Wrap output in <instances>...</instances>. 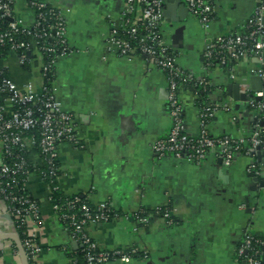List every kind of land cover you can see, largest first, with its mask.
Instances as JSON below:
<instances>
[{
	"label": "crops",
	"instance_id": "0c3cea01",
	"mask_svg": "<svg viewBox=\"0 0 264 264\" xmlns=\"http://www.w3.org/2000/svg\"><path fill=\"white\" fill-rule=\"evenodd\" d=\"M28 1L13 0L12 18L30 28L34 13ZM36 1L52 5L64 19L70 52L56 60L52 86L82 144L81 148L66 142L58 145L57 188L64 197L83 195L92 206L107 204L112 209L111 220L85 229L98 248L108 252L136 248L147 254L145 259L107 264H246L237 253L245 234L264 238V156L259 161L257 155L237 152L227 167L220 148L197 163L157 157L153 145L170 129L167 81L143 56H122L112 47L111 36L125 24L124 0ZM256 1L215 0V17L203 29L183 2L165 0L163 38L181 69L212 86L210 102L235 106L228 87L238 85L248 96L251 70H264V62L253 58L237 61L231 69H205L202 57L209 40L243 31ZM30 55L34 61L28 68L16 53L0 57V72L18 89L24 91L31 84L39 94L44 82L41 59L37 52ZM179 100L185 128L197 136L201 129L195 91L182 88ZM235 114L237 121L234 114L218 111L209 134L248 140L255 112L239 102ZM38 160L31 156L33 163ZM252 162L257 168L250 170ZM26 189L40 215L38 222H27L28 233L41 249L36 263L71 264L79 245L56 216L46 182L31 174ZM169 202L177 222L173 225L150 216V222L140 227L132 219L140 209L154 210ZM0 223L4 232L14 229L2 202ZM260 260L264 263V253ZM0 264H24L12 239H0Z\"/></svg>",
	"mask_w": 264,
	"mask_h": 264
},
{
	"label": "built area",
	"instance_id": "2783aa9c",
	"mask_svg": "<svg viewBox=\"0 0 264 264\" xmlns=\"http://www.w3.org/2000/svg\"><path fill=\"white\" fill-rule=\"evenodd\" d=\"M0 13L1 17H10L8 5L13 0H1ZM188 9L189 14L195 18L203 29H208L215 17V0H180ZM164 4L165 0H124V9L122 17L124 19V27L120 32H115L110 39L112 47L122 56L141 55L146 58L154 67L164 73L167 81L166 106L168 109V117L170 120V129L168 133L158 139L153 145V152L157 157L170 155L178 160H188L193 162H201L212 150L220 148V158L224 166H230L235 154L249 142V147L245 153L246 156L254 157L257 148L264 150L261 145L263 140L259 130V117L264 114V95L260 93H249L246 101L248 109L255 112V118L252 122V133L248 140L232 139L231 137H222L216 139L211 136L208 131L210 122L220 110L234 114L233 120L237 121L238 116L235 114V106L231 103L222 105L205 106L199 108V125L200 133L197 136H191L184 125L183 111L179 100V92L184 88L193 77L181 69L176 62V53L166 44L162 35V25L164 23ZM29 6H37L42 8L45 3L31 0ZM31 9V8H30ZM32 10V9H31ZM33 11V10H32ZM34 13V11H33ZM41 15L37 16L40 19ZM59 18L63 22L50 26L52 33L35 34L30 42H13L12 37L8 33H0V45L12 42L11 50L13 53H22L19 56V62L34 61L31 53L38 52L37 38L45 36L53 40L55 45L58 41L64 45L60 54L55 56L49 66H54L56 60L60 57L68 55L70 49L66 44L64 19L59 11ZM34 13V23L30 28L24 27L21 21L13 20L9 25V30L13 33L19 31H27L35 29L39 22ZM252 27L250 31L247 29ZM139 30L143 34L137 36ZM128 37H137L135 44H131L122 35ZM52 42V41H51ZM46 52H52L53 47L44 48ZM217 57L219 61L217 67L221 69H231L229 63L232 61H240L245 58H253L259 64L264 62V0H257L252 15L244 29L240 33L230 34L225 37L211 39L203 49V63L205 69L212 67L211 59ZM41 59V70L43 78L49 68ZM32 59V60H31ZM253 76L261 77L264 83V70L252 69ZM0 178L10 176L8 182L2 185L0 183V195L4 200L10 202L17 201L18 204L25 206L22 209L14 210L6 207L9 216L14 215L21 218L26 224L29 220L38 222L40 220L38 204L34 199H29L30 194L26 189V180L33 174L26 167L27 163L20 152L28 153L36 147L40 149L41 154L45 157L47 163L52 166L53 160L57 159V147L60 143L66 142L73 147L81 148L82 144L78 140L71 116L63 109L61 103L56 98L55 90L48 88V84L43 82L41 92L36 94L33 86L28 84L26 90L22 91L9 79H6L0 72ZM233 79V75L230 74ZM200 85H208L207 81L199 82ZM257 98H260L257 100ZM17 151V155L14 152ZM14 157V160L12 159ZM10 159V160H9ZM36 165V164H34ZM250 170L257 168L255 163H251ZM54 171V170H53ZM54 175V174H52ZM19 177V178H18ZM44 177H41L42 180ZM21 184V186H19ZM19 186L21 196L17 199L12 196L8 188H16ZM48 195L52 188L47 184ZM57 187H53L56 189ZM76 202L79 198L75 199ZM53 210L59 214L58 206H52ZM71 209V207H69ZM83 212L82 219H77L75 214L59 215V220H68L66 224L67 232L71 239L79 246H86L87 249H95L99 253L94 258L87 255L90 262L96 261L99 264H107L111 261L119 260L128 263L130 260L126 251L108 252L101 250L87 236L86 227L95 223L108 222L114 216V212L107 204L95 207L93 213L90 212L89 206L83 204L81 206ZM172 210H168L159 218L166 225L175 224L170 218ZM132 219L136 223H148V217ZM1 226V223H0ZM14 234L15 230L4 232L0 229V235ZM253 234L247 232L240 246L237 248L238 256L245 255L244 262L246 264H264L260 260V255L253 252L251 246ZM25 253L26 260L31 264H37L36 258L40 253V247L36 244L34 236L28 235V238L21 244ZM138 249H132V252ZM140 251V250H138ZM252 251L250 255L247 252ZM145 259L147 254L143 251ZM19 254V252H18ZM110 256H118L110 259Z\"/></svg>",
	"mask_w": 264,
	"mask_h": 264
},
{
	"label": "trees",
	"instance_id": "16d2710c",
	"mask_svg": "<svg viewBox=\"0 0 264 264\" xmlns=\"http://www.w3.org/2000/svg\"><path fill=\"white\" fill-rule=\"evenodd\" d=\"M0 3H3V1L0 0ZM8 8L10 10V17H7V16L1 17V13H0V33L10 34V36L13 39V42H19V41L30 42L33 38V35L35 34H39V35L43 33L54 34V30H49L48 28L50 26H55L56 24L63 22V20L59 18V10L54 8L52 5L45 4L42 8H38L37 6L36 7L29 6V8H31L34 11L36 15V19L38 15H41V18L37 19L39 22V25L35 29L29 30V33H27V31H19L17 33H13L9 30V25L13 21V18H12L13 17L12 15L13 1L12 3L8 5ZM64 26H65V23H64ZM251 29L252 27H249V29H247V32L250 31ZM141 34H143V32L139 30V33L137 34V36ZM122 36L126 40L131 42V44H135L137 41V37L135 38L128 37L125 34H123ZM53 40L55 41V39ZM53 40H50L46 38L45 36H41L40 38H37V41H38L37 46L39 48L37 53L39 54V56H41V58H43V62L48 66H49V62L55 56L60 54L64 48H66V45L60 43L59 41L55 45H53L54 44ZM11 45H12V42H7L3 45H0V57H5L8 53L12 52ZM49 46L53 47V51L48 53L44 51V48H47ZM17 55L19 57L22 55V53L18 52ZM211 62H212V67L217 66L219 64L218 63L219 61L217 60L216 56L212 57ZM235 63H236L235 61L230 62L229 67H232ZM22 66L24 68H28L29 63L24 62ZM43 79L45 83L48 84V88L51 89L53 87L52 83L54 80V67L53 66H49L46 72V75L44 76ZM0 82H1V78H0ZM185 87L190 88L193 91H195L197 98H198L199 108H202L205 106H213L217 104L216 102L209 101V95L212 93V89H213L212 86L200 85L199 82L193 78ZM257 123L259 125V130H260L261 137L263 140V144L261 145V147L264 148V114L261 117H259V121ZM251 129H252V126H251ZM220 138L222 137H218L216 139H220ZM249 146H250L249 142L246 143L244 146H241V149L238 151V153L245 154ZM14 155H17V151L14 152ZM20 155L24 157V159L26 160V163H27L26 168L33 174L38 175L40 178L44 177L43 181L46 182V184H49V186L52 188L49 194V201L52 206L53 205L58 206L59 214L55 212L57 217L62 214H67V215L75 214L77 219H82L83 212L81 210V206L83 204H86L89 206L91 213L95 211V206H92L89 203L86 196L75 195V196H70V197H64L61 195L58 188L53 189V187H57L56 180L59 175V165H58L57 159L53 160L52 166H50L47 163L45 157L41 154L40 149L37 147L35 149L30 150L28 153L20 152ZM31 156L37 157L39 159L38 160L39 163L37 164L33 163L31 161ZM12 159L14 160L13 156H12ZM9 179H10V176H4L0 178V183H2V185L4 186V184L8 182ZM19 186H21V184ZM19 186L16 188H8L7 193L9 192L12 196L16 197L17 199L19 196H21V193L19 191ZM76 198H79L78 202L75 201ZM29 199L30 200L33 199L31 195ZM0 202H2L6 207L9 206L13 208L14 210L22 209L25 207V206L18 204L16 200L12 202L8 200H4L2 194L0 195ZM69 207H71V209ZM168 210L169 211L172 210L171 202H169L168 204L164 206L158 207L154 210L140 209L139 211L134 213V217L136 218L135 219L136 221H137V218H144V217H150V216L154 218H161L164 215V213ZM9 218L17 233L20 243L22 244L28 238V235H29L27 224L21 218H16L14 215L9 216ZM170 219L174 221V223H177L173 217H171ZM60 222L65 226H67L66 224H68V220H60ZM148 222H150V220ZM137 224L140 227L141 226L144 227L147 223H140V224L137 223ZM251 246L253 248L254 253H257L259 255L263 254L264 253V238L254 235ZM132 249L126 250V253L129 255L130 258H143L144 256L143 251L137 250L135 252H132ZM98 253L99 252L95 249H87L85 245L79 246L78 249L75 250L71 254V264H99L96 261L90 262L87 260L88 254L95 258ZM250 253H252V251L247 252L246 255H250ZM117 257L118 256H114V257L110 256V259H114ZM243 258H245L244 254L240 257V259L244 261ZM26 261H27V264H31L29 260H26Z\"/></svg>",
	"mask_w": 264,
	"mask_h": 264
},
{
	"label": "water",
	"instance_id": "95a60500",
	"mask_svg": "<svg viewBox=\"0 0 264 264\" xmlns=\"http://www.w3.org/2000/svg\"><path fill=\"white\" fill-rule=\"evenodd\" d=\"M172 1L180 2V0H172ZM249 86H250V91H249L250 93L262 92L264 95V83H263L261 77L251 76L249 79ZM228 92H229V95L233 98V101L237 102V104L235 105V110L239 109V102H246L248 99L246 94L240 93V89H239L238 85H233L231 87H228ZM259 99L260 98H257V100H259ZM244 116L247 117V114L245 113ZM254 155H257L259 161H261V157L264 156V151L262 152V150L260 148H257L256 151L254 152ZM0 239H12L14 241L16 247H17L20 258L22 259L24 264H27L24 250L22 248V245H21L20 240H19L17 235L3 234V235H0Z\"/></svg>",
	"mask_w": 264,
	"mask_h": 264
}]
</instances>
